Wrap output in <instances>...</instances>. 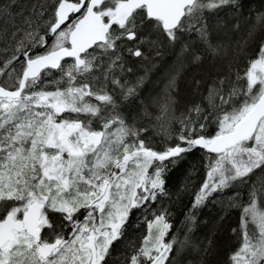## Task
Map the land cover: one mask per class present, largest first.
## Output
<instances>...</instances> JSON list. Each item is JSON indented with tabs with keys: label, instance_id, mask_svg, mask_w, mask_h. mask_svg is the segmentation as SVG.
Wrapping results in <instances>:
<instances>
[{
	"label": "snow or ice",
	"instance_id": "1",
	"mask_svg": "<svg viewBox=\"0 0 264 264\" xmlns=\"http://www.w3.org/2000/svg\"><path fill=\"white\" fill-rule=\"evenodd\" d=\"M225 9L224 28L249 25L243 42L214 40ZM0 45V264H264V3L0 0ZM170 55L162 91L142 99L137 72ZM197 151L202 177L177 189L172 171ZM209 204L220 223L240 210L223 259L214 233L196 235Z\"/></svg>",
	"mask_w": 264,
	"mask_h": 264
},
{
	"label": "trees",
	"instance_id": "2",
	"mask_svg": "<svg viewBox=\"0 0 264 264\" xmlns=\"http://www.w3.org/2000/svg\"><path fill=\"white\" fill-rule=\"evenodd\" d=\"M263 1L264 0H245V3L247 6L253 7L259 3H262ZM21 2H27V0H21ZM247 15L248 13L245 12V16ZM225 17H227L228 20L231 22L228 26V27H231V24H234L235 21L232 20V13L228 9H225L219 14L220 26L223 27ZM237 41H241V40L237 39ZM185 43L191 44L195 50L196 48L202 47V45L199 44L198 37H196L195 35L186 36ZM2 47L3 45H0V48ZM2 58H3V53L0 52V59ZM175 60H176V57L170 55L169 58L164 61H154V64L156 65V67L152 68L147 73H144L143 71L137 72V75L145 74L147 76L150 74V76H147V79L145 80V88L142 89V97H141L142 99L147 98L149 96V93H151V96H152L154 93V88L158 84H159L158 86L164 87L163 78L165 76V72L167 71L168 67L173 64ZM129 66H132V65H129ZM137 67L139 68L141 66L137 65ZM195 69H197V67H189V69L185 71L184 79L181 81L182 89L186 87L187 82L191 79V76L193 75ZM125 77H126V80L136 79V76H132V75L125 76ZM148 77L150 78V80L148 79ZM155 84L156 86L154 87ZM186 100H187L186 96H182L178 98V102L182 104L185 103ZM139 103L140 101L138 100L137 104ZM176 116L180 117V115L178 114H176ZM179 126L180 125L178 124V122L174 124L173 125L174 130L179 128ZM173 134H175V132H173ZM153 136H154V141H153L154 143L156 144L163 143L164 138L160 134L154 132ZM200 157H201V153L197 151L186 158V164L181 169L172 171L171 173L172 183L176 186L177 189L180 188L185 183V181L188 179L189 172H193V171L200 172V176L193 175L191 179L188 180L190 188H191L192 180H200V178L203 175ZM193 166H195V168H193ZM231 195H233V192L226 191L222 194V196H218L217 199L223 198L224 200H227V197ZM173 199H175V197H173ZM189 200H190L189 195L187 194L183 195L182 200L178 202L173 209V211L175 212L173 222L176 224L177 227L179 226L180 221L183 219V213L187 211L188 207H190ZM239 214H240L239 209H232L228 212L226 219H224V221L220 223V217L225 216V213L221 211V206L219 204H217L215 207L209 204L208 207L202 209L200 213L201 225L196 235H197V238L202 239L205 236V234H208V235H211L213 233L215 234L214 247L220 251V255L219 256L214 255L212 257L213 260L223 259L224 258L223 249L237 242V237L233 235L232 230L234 228H237L239 224ZM137 217H140L142 219L143 218L142 212L133 214V217H132L133 226H136L137 224ZM204 221H208L207 226H204V223H203ZM142 230L143 229L133 230L130 228L127 238L131 239V238H134L135 236L140 235V232ZM205 243H207V241H205ZM192 256L194 258L195 253H193Z\"/></svg>",
	"mask_w": 264,
	"mask_h": 264
},
{
	"label": "rangeland",
	"instance_id": "3",
	"mask_svg": "<svg viewBox=\"0 0 264 264\" xmlns=\"http://www.w3.org/2000/svg\"><path fill=\"white\" fill-rule=\"evenodd\" d=\"M262 3H264V1H263ZM262 3H259V4L255 5V6H253L252 8L255 9V8L258 7V5L260 6ZM253 15H255V12H253ZM216 22H217V18L214 17L213 20H212V23L215 25ZM248 27H249L248 24H246L245 22L241 21V30H240L239 32L232 33V32H230L227 28H224V27L220 26L217 30H215V31L213 32V38H214V40H215V39H217V38H224L225 35H227V38L230 39V40L233 41V42H236L237 39H238V40H241L240 42H242V41L244 40L246 34H247V28H248ZM229 28H230V27H229ZM241 37H242V38H241ZM240 38H241V39H240ZM190 45H191V44H190ZM193 50H195V49L193 48ZM208 66H209V62L206 61L204 65H202L201 67H199V68L195 69V71H194V70H193V71H194V73H202V72L207 71ZM188 69H189V67L186 66L185 71L188 70ZM193 71H192V72H193ZM165 73H166V72H165ZM147 76H150V74L147 75ZM125 79H126V77H125ZM148 79L150 80L149 77H148ZM158 85H159V84H158ZM146 86H147V85H146ZM155 86H156V84L154 85V87H155ZM161 88H163V87H162V86H161V87H160V86H158V87L156 86V87L154 88V93H153L152 97H155L157 94H159V92H161V90H162ZM184 105H185V103L182 104V103L178 102V104L176 105V114H178V115H181L182 113H184L185 115L187 114V113L185 112V107H184Z\"/></svg>",
	"mask_w": 264,
	"mask_h": 264
}]
</instances>
